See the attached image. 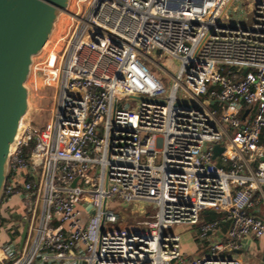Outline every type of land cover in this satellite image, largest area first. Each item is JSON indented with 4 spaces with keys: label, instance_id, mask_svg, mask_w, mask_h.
I'll list each match as a JSON object with an SVG mask.
<instances>
[{
    "label": "built area",
    "instance_id": "built-area-1",
    "mask_svg": "<svg viewBox=\"0 0 264 264\" xmlns=\"http://www.w3.org/2000/svg\"><path fill=\"white\" fill-rule=\"evenodd\" d=\"M233 1L71 0L72 32L32 65L52 105L12 145L0 264H243L264 238V0L250 26Z\"/></svg>",
    "mask_w": 264,
    "mask_h": 264
},
{
    "label": "water",
    "instance_id": "water-1",
    "mask_svg": "<svg viewBox=\"0 0 264 264\" xmlns=\"http://www.w3.org/2000/svg\"><path fill=\"white\" fill-rule=\"evenodd\" d=\"M70 2L0 0V205L7 183L12 145L29 109L27 81L34 59L42 53L59 17L68 11ZM205 214L213 215L214 212ZM26 228L25 225L20 248ZM7 235L11 240L14 239L11 232Z\"/></svg>",
    "mask_w": 264,
    "mask_h": 264
},
{
    "label": "rangeland",
    "instance_id": "rangeland-1",
    "mask_svg": "<svg viewBox=\"0 0 264 264\" xmlns=\"http://www.w3.org/2000/svg\"><path fill=\"white\" fill-rule=\"evenodd\" d=\"M75 1V0H74ZM74 7V2L71 3V8ZM253 11H252V5L251 0H235L233 1L230 6L227 8L225 17L227 18V21L230 23L238 24V25H244V26H250L253 22ZM73 30L72 27V21L69 17L68 13H63L59 20L56 23V27L52 33V36L50 37L48 43L46 44L45 48L43 49L42 53L36 57L35 61L38 62L43 58V56L52 49L53 45L62 37H66L69 35ZM63 43L60 45L59 51L62 50ZM158 63H161V59L159 57L154 58ZM163 63V61H162ZM145 65L149 66L151 70L156 74L160 75L159 71L152 67V65L145 61ZM181 65V61L179 59H165L164 66H167L173 73H177L179 67ZM27 87L29 88V102L31 103L32 111L31 117L26 119V122L30 119H34V117H37L40 121L45 119L47 117V109H49L52 105V97L53 93L50 89L45 88L43 84V75L38 76V79L35 80L33 77V74L31 72L28 81H27ZM133 105L136 104V101H131ZM218 109L221 107L217 105ZM35 118V119H37ZM37 119V120H38ZM216 148V154L219 155L221 153V146H215ZM216 155V156H217ZM14 202L12 201V205ZM147 216L144 218H140L137 216L138 214L133 213L130 210L125 211L127 214L125 217L126 222L129 225H136L139 221H145L149 222L151 219L150 217L152 215L156 214V210L153 206L148 207L147 206ZM258 212L264 217V203H261L260 207L258 208ZM17 209L10 212V214L6 215L5 218L7 219L6 222H8L11 226L9 229H12L16 235L19 234L20 228L14 227V219L17 218ZM219 216L216 217L214 215H208L204 216V220H215L218 219ZM5 220L2 218V212L0 211V246L5 244L6 242H10L8 239L6 233L4 232L3 224ZM2 231V232H1ZM176 231L181 235V244L182 249L187 255H193L195 252V241L193 239V232L188 231L187 229H184L183 227H179L176 229ZM199 243V241H198ZM19 253V251L17 252Z\"/></svg>",
    "mask_w": 264,
    "mask_h": 264
},
{
    "label": "crops",
    "instance_id": "crops-1",
    "mask_svg": "<svg viewBox=\"0 0 264 264\" xmlns=\"http://www.w3.org/2000/svg\"><path fill=\"white\" fill-rule=\"evenodd\" d=\"M240 256L243 264H264V238L247 237Z\"/></svg>",
    "mask_w": 264,
    "mask_h": 264
},
{
    "label": "bare ground",
    "instance_id": "bare-ground-1",
    "mask_svg": "<svg viewBox=\"0 0 264 264\" xmlns=\"http://www.w3.org/2000/svg\"><path fill=\"white\" fill-rule=\"evenodd\" d=\"M33 113L32 111V107H31V103L29 105V109L26 113V115L24 116L23 120H22V124H24V122L26 121V119L30 118L31 117V114ZM34 118H37V117H34ZM38 119V118H37ZM39 120V119H38ZM40 121V120H39Z\"/></svg>",
    "mask_w": 264,
    "mask_h": 264
},
{
    "label": "trees",
    "instance_id": "trees-1",
    "mask_svg": "<svg viewBox=\"0 0 264 264\" xmlns=\"http://www.w3.org/2000/svg\"><path fill=\"white\" fill-rule=\"evenodd\" d=\"M263 140H264V130H263V133H262V140H261V142H263ZM214 216L216 217L217 215H214Z\"/></svg>",
    "mask_w": 264,
    "mask_h": 264
}]
</instances>
